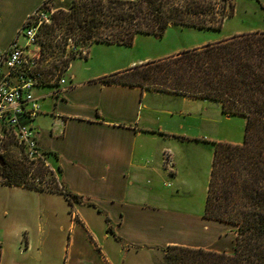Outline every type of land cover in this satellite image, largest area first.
<instances>
[{
  "label": "crops",
  "instance_id": "0c3cea01",
  "mask_svg": "<svg viewBox=\"0 0 264 264\" xmlns=\"http://www.w3.org/2000/svg\"><path fill=\"white\" fill-rule=\"evenodd\" d=\"M43 1L0 0V29L4 34L0 50L19 38L17 33L25 18ZM231 34L206 39L195 46ZM178 49L173 53L183 50ZM171 52L159 54L166 56ZM148 58L149 55L131 57L110 69L113 72L108 74L152 60ZM108 74L78 77L71 73L57 86L59 92L55 95H46L54 88L51 86L34 89L38 95L45 94L32 120L39 148L59 184L79 196V201L72 200L69 204L59 192L0 183V188L37 199V205H29L28 211L20 213V225L15 223L2 229L5 239L0 238V264L6 250L12 251L11 264H18L17 258L32 251L35 256L30 264H57L52 242L44 251L39 244L34 245L26 223V213H32L36 207L38 217L47 220L52 215L53 211L43 208L50 197L61 199L66 209L73 210L66 211L68 226L61 244L62 255L69 247L68 264L72 257L71 264H161L162 249L167 245L228 250L218 241L224 235L220 236L210 224L216 220L204 218L202 213L199 216L188 214L184 207L177 210L175 203H170V208L166 201L168 197L167 200L175 202L189 186L181 174L186 161L178 153V145L194 138L187 137L181 130L164 128L161 122L152 123V114L173 113L145 103L143 98L148 93L191 97L137 85L103 83L102 77ZM164 152L171 153L177 171L173 175L162 166ZM172 190L177 196H169ZM0 205V213L5 216L16 207L8 202Z\"/></svg>",
  "mask_w": 264,
  "mask_h": 264
},
{
  "label": "trees",
  "instance_id": "16d2710c",
  "mask_svg": "<svg viewBox=\"0 0 264 264\" xmlns=\"http://www.w3.org/2000/svg\"><path fill=\"white\" fill-rule=\"evenodd\" d=\"M222 1L229 9L221 6L215 18L214 5L207 0H70L67 9L53 10L49 22L38 26L39 83L54 87L50 79L61 75L74 57H86L93 42L129 46L138 34L161 36L169 23L219 30L233 6V0ZM68 38L73 39V48L64 54ZM57 44L61 53L56 55ZM83 45L86 53L76 54ZM101 81L211 99L222 112L244 117L240 143L212 142L202 211L204 218L235 226L232 251L167 245L162 256L164 264H264V30L233 33L105 75ZM30 168L23 160L4 161L2 183L59 192L69 204L79 201L62 185L37 184L27 176ZM36 172L42 181L41 163Z\"/></svg>",
  "mask_w": 264,
  "mask_h": 264
},
{
  "label": "rangeland",
  "instance_id": "374dc122",
  "mask_svg": "<svg viewBox=\"0 0 264 264\" xmlns=\"http://www.w3.org/2000/svg\"><path fill=\"white\" fill-rule=\"evenodd\" d=\"M207 1L214 5L213 10H216L217 12L214 14L215 18L219 17L218 11L221 9V6H226V9H229L227 1ZM69 3L70 0H45L43 3H41V5H39V8L52 9V11L56 9H67ZM262 6H264V0H233L231 13L223 17L219 30L199 29L192 26L169 24L161 36L138 34L134 37L132 44L129 46L106 42H93L87 48L88 52L86 57H74L70 61L68 67L64 69L61 72V75H59L57 78L64 77L66 79V76L71 73L76 74L78 77H91L97 76L98 74H108L113 72L110 69L123 64L131 57H144V55H149L150 58L148 59H154L163 56L162 54H159V52L165 53V51H172L171 53H173L175 52L174 49L179 48L178 50H180L184 48H190L198 45L201 43V41H207L206 39H212L224 34L255 29L264 30V7ZM52 33H56V36H54L53 39L54 43L59 42L60 38L59 34L57 35V29L53 30ZM3 35L0 29V44L4 41ZM23 38L24 36L20 35L18 42L21 43ZM67 40L68 43L66 45L64 54L68 53L73 48V39L68 38ZM54 53L56 55L61 53L60 44L55 46ZM75 53H79L80 55L85 54L86 46L83 45L82 49H79V51ZM54 77L56 76L54 75ZM54 77L53 81L56 82ZM143 102L151 103L154 105V107L169 109L171 113H173L172 115L165 113H159L155 115L152 114V123H155L156 125L157 123L161 122V125L164 128L177 131L181 130V132L187 137L194 138L191 141L178 145V153H181L186 161V165L182 167L181 174L187 179V184L189 186H187V189L183 190L179 196H177L176 192L172 190V192H169V196H177V200L175 202H171V199L169 201L167 200V197L166 201L168 202L170 208V203H175V208L177 210L181 211L184 207L188 214L199 216L203 211V203L212 157V142L228 141L232 143H240L242 141L244 132V117L239 114L222 112L218 102L200 97H169L160 94L155 96L148 93V95L143 98ZM0 155L2 156V159L7 162L12 160H23L29 162L25 158L23 150L15 143L14 140H12V138L5 136L1 130ZM170 159H172V156ZM29 165L31 168L28 171L27 176H33L37 178L38 176L40 177L41 173L36 172L38 163L36 162L35 164H32L29 162ZM162 166L166 169L168 167L167 171L170 175H173L177 172L176 168H174V163L171 167L165 164ZM43 169L44 177L42 181L38 182V184L42 186L56 185L59 187L60 184L56 178V175H53L48 168L43 167ZM3 181L4 179L0 173V183ZM0 189V204L8 202L16 205V207L10 209L6 216L0 213L1 238L3 236L2 229L6 228L7 226H12L15 223L20 225L22 220H20V213H25L28 211L29 205H37V199L34 197L32 198L25 193L17 194L13 190L8 191L7 188ZM28 201H30V203ZM24 202H28V204H24ZM24 206H26V208H24ZM45 207L48 210L53 211L52 215H50L47 220L44 219V217H38L39 213L37 207L35 211L33 208L32 213H26L28 215L26 217V223L30 226L29 235H31L34 245L38 246L39 244L43 251L44 247L49 246V244L52 242L51 246L53 254L56 251L57 264H68L69 257H71L69 255V247L62 255L61 244L68 226L69 216L66 211L70 212L73 210L71 207L70 209H66L65 203H63V201L57 197H50L47 199V204L45 206L43 205L44 209ZM73 216L75 218V214ZM40 224L41 229L39 228ZM210 224L214 229L218 230V234L220 236L224 235V238L218 241L222 242L223 248L228 249L224 251L230 253L233 249L235 241V226L221 221ZM75 232L78 231L76 230ZM2 239H5L4 236L1 238V240ZM11 252V250L5 251V257L2 261V264H11ZM33 256H35V251H32L26 256L21 255L20 258H17L18 264H30L31 258ZM154 257L158 259L157 253L154 254ZM47 260H49V255H47ZM73 260L74 257H72L70 260V264ZM160 263L164 264L163 256Z\"/></svg>",
  "mask_w": 264,
  "mask_h": 264
},
{
  "label": "built area",
  "instance_id": "2783aa9c",
  "mask_svg": "<svg viewBox=\"0 0 264 264\" xmlns=\"http://www.w3.org/2000/svg\"><path fill=\"white\" fill-rule=\"evenodd\" d=\"M51 12L52 9H41L38 6L25 18L18 30L17 35L24 36V43H19L15 38L5 49L0 50V130L15 141L29 162L41 163L53 173L44 152L39 148L32 126V120L40 110V99L45 96L34 92L35 88L43 87L36 70L37 29L41 23L49 22ZM64 82V77L56 78V85L46 95L57 94V86ZM163 164L172 166L169 152H164ZM32 178L38 184V178Z\"/></svg>",
  "mask_w": 264,
  "mask_h": 264
},
{
  "label": "water",
  "instance_id": "95a60500",
  "mask_svg": "<svg viewBox=\"0 0 264 264\" xmlns=\"http://www.w3.org/2000/svg\"><path fill=\"white\" fill-rule=\"evenodd\" d=\"M171 24V23H169ZM4 163L3 159H2V156L0 155V165H2Z\"/></svg>",
  "mask_w": 264,
  "mask_h": 264
}]
</instances>
